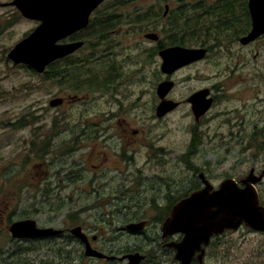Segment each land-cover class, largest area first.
Masks as SVG:
<instances>
[{
    "label": "flooded vegetation",
    "instance_id": "af4514ba",
    "mask_svg": "<svg viewBox=\"0 0 264 264\" xmlns=\"http://www.w3.org/2000/svg\"><path fill=\"white\" fill-rule=\"evenodd\" d=\"M16 1L28 2L0 0V148L7 147L8 143L14 141L8 137L10 132L20 130L25 134L18 137V140L24 141L26 153L29 146L32 151L35 149L34 151L47 154L48 133H42L44 139L40 141V146L35 147L34 127H46L49 123V109H55L56 115H59L63 106L82 104L85 100L84 103L93 108L97 92L108 95L107 102H113L111 105L116 106V113H111L110 110L106 115L110 117L106 119L91 116L76 119L77 123L73 125L77 124L81 128L76 136L71 135L65 139L57 137L56 144L51 141L50 151L55 159L46 163L47 169H43L39 184L53 190L64 189L65 164L60 157L61 149L67 143L80 142L78 146L70 145L67 148L68 151L86 149L83 159L86 167L78 170L68 167V170L73 171L71 175L74 178L71 180L74 184L70 188L89 190L92 198L78 208L67 207L60 201L55 202L48 208L51 215L45 226L38 225L32 218L18 215L15 210L17 188L28 189V159L20 163L21 170L15 174L11 172V166L17 160L10 158V152L0 157V237L28 241V264H180L176 259V245L183 235L176 231L164 232V222L170 218L177 203L192 192L205 188L216 190L225 179H232L239 188L246 184L251 186L257 193L260 205L264 207V166H258L252 160L240 173H225L224 176L215 178L208 171V155L197 158V162L188 158L194 151L192 148L200 149L206 141V119L214 110L219 94L225 95L223 82L220 80L211 86L192 88L180 97L175 93L179 84L176 77L192 66L207 62L214 51L223 47V41L227 44L237 42L241 47H248L259 38L264 41L263 35L245 44L240 41L252 28L248 0L235 1L236 16L231 22L232 26L227 25L224 18L216 17L209 21L204 19L206 17L195 10L200 3L203 5V0L200 3L188 1L185 4L179 0H169L168 6L163 7L160 15L143 18L142 21H130L136 20V17L129 16L127 11L133 10L131 5L137 1L124 7L119 6L117 0H103L88 13L85 23H80L78 19L75 30L69 23L75 19V14L68 4L70 2H67L58 9L60 16L57 18L61 22H57L56 26L66 28L68 32L55 33L56 36L60 34L52 44L56 55L41 71L28 65V56L24 57L26 62L11 55L18 43L26 41L28 46V35L41 23L28 18V6L19 7L15 4ZM224 1L227 3L231 0H215L217 4ZM150 4L152 3L140 2L136 8L143 9ZM184 7L188 11L195 10L196 22L175 21L174 12L184 11ZM221 9L217 5L209 10L224 14ZM48 19L50 18L46 17L45 20ZM203 20L208 22L204 23ZM28 24H31L29 31ZM54 24L55 22L53 26ZM225 32L221 38L216 36ZM147 34L154 36L146 37ZM47 37L44 35L42 39L45 50L49 48ZM76 43L80 44L75 49L57 55L60 51L58 47ZM173 47L202 50L203 55L189 62L183 61L185 63L172 71L164 72L161 70V52ZM151 61L158 74L153 84V116L157 121H163L185 107L193 125L188 130L189 149L187 156L180 158L184 163L180 170L177 169L175 149L161 146L159 140L149 136L151 131L142 115L136 113L128 118L127 113L123 114L128 108H135V100L141 99L146 75L143 68L146 62ZM18 73L25 78L19 87L15 80ZM28 74L30 77H37V87L42 91L51 84L55 86L45 90L43 102L37 100L28 104ZM214 75L221 79L233 78L231 70L216 71ZM129 81H135L131 86L138 87L133 100L127 99L130 96L128 87L125 90L121 88ZM162 82L170 83V88L164 95L158 92V86ZM208 100L210 106L206 110L195 109L194 102L203 101L205 104ZM18 101L26 102L19 107L23 113L17 116L14 111ZM53 101L58 103L52 105ZM164 101H169L165 109L161 106ZM88 113L91 115V112ZM223 113L218 111L213 119ZM62 121L59 118L50 120L55 134L63 132V128L59 129ZM250 148L251 146L248 149ZM255 152L251 153V159L255 157ZM216 161V165L221 164L219 158ZM40 165L43 163L40 162ZM84 174L88 179L83 177ZM65 217L75 218V223L67 228L55 223L63 222ZM25 219L34 220L38 228H52L56 232L42 237L14 238L10 231L12 224ZM73 227L80 228L83 238L72 233ZM239 229L264 236V232L250 229L244 224L234 230L225 229L210 238L208 245L204 247L202 261L215 240L223 242L225 235ZM87 249L98 255H86ZM14 251H10L8 256ZM198 254L196 251L190 264H203L199 261Z\"/></svg>",
    "mask_w": 264,
    "mask_h": 264
},
{
    "label": "rangeland",
    "instance_id": "374dc122",
    "mask_svg": "<svg viewBox=\"0 0 264 264\" xmlns=\"http://www.w3.org/2000/svg\"><path fill=\"white\" fill-rule=\"evenodd\" d=\"M168 1L137 0L136 5L140 2H150L161 13L164 5L168 4ZM217 5L215 0L214 2L203 0V5L199 4V6H203L205 9L215 8ZM203 21L207 23L209 19L207 22ZM30 29L31 24H28V31ZM225 34L226 32L216 36L221 38ZM222 44H224L222 45L223 47L214 51L207 62L192 66L188 70L182 71L176 77L179 84L175 92L180 97V95L190 92L195 87L203 85L211 86V84H216L220 80L224 84L223 91L225 95L219 94V100H217L214 110L211 111L206 119V141L200 149L198 147L192 148L194 151L188 156L192 162H197V158L208 155V159H206L208 160V171L215 178H220L225 173H240L252 160L258 166H264V43L259 38L248 47H241L237 42L227 44L223 41ZM143 69L144 74L146 73L143 84V95L139 101L135 100L134 104L137 105L135 108L131 109L130 107L123 114L127 113L129 115L128 118H132L136 113L142 115L151 131L150 134L152 136L150 134L149 136L159 140L158 143L161 146H165L166 148L173 147L175 149L177 169L180 170L184 165L180 158L186 157V152L189 149L187 148L189 139L188 130L189 127L193 128L192 122L189 121L185 107L174 112L166 120H156L152 111V97L154 95L153 84L158 74L152 61L146 62ZM223 70L226 72L231 70L233 78H215L214 73ZM239 77L240 79H238ZM15 80L17 87H19L20 82L24 81L25 78L18 73ZM121 80L123 81L124 77ZM135 81H129L128 84L121 87L123 90L128 87L127 90L130 93L129 98H127L128 100H133L132 98L137 93L138 87L136 85L131 86V83ZM37 85V77H30L28 74V104L30 102H37V100L43 102L46 94L45 90L55 87L51 84L42 91ZM117 89H119L118 85ZM96 96L95 103L90 101L94 104L93 108L84 103L85 100L82 104L63 106L59 110V115H56L57 111L55 109H49L47 115L49 123L46 127H34L35 147L40 146V141L44 139L42 133H48L46 139L48 141L47 154H43L39 150L34 151L35 149L32 151L29 146L26 153L24 141L18 140V137L23 136L25 132L21 133L19 132L20 130L10 132L8 137L14 139V141L8 143L7 147L3 146L0 148V157L10 152V158L15 159V161L17 160V163L11 166V172L15 174H18L21 170L20 163L28 159V189L17 188L15 193V210L18 215L32 218L38 225L45 226L51 215L48 208L55 204V202L60 201L59 203L63 202L67 207L76 206L75 208H78L79 205L86 203L92 198L91 191L89 190H73L70 188L74 184L72 182L74 178L71 175L73 171L68 170V167L76 170L86 167L83 161L86 149L68 151L67 148L70 145L78 146L80 142L67 143L61 149L62 155L60 157L63 158L65 164L64 189L53 190L39 183L42 178L43 169H47L46 163L55 159V155L50 151L51 141L56 144L57 137L65 139L71 135L76 136L77 132L81 129L77 124L76 126L73 125L77 123L76 119L89 118L90 116L97 119H106L110 117L106 116L110 113V110H112L111 113H116V106L111 105L113 102H107L108 95L105 96L97 92ZM120 98L123 97L121 96ZM25 102H16L17 108L14 112L17 116L23 113V110H20L19 107ZM218 111H223L224 113L217 119H213L217 116ZM88 112H91V115ZM58 118L63 120L59 128L60 130L64 129L61 134H55V129H51L50 124L51 119ZM198 130L200 132V127H198ZM1 138L4 139L3 137ZM250 146L251 148L248 149ZM253 151L257 153L255 152V157L251 159L250 156ZM218 158L221 160L220 165L215 164ZM40 162L43 165H40ZM83 177L88 179L86 174ZM55 223L67 228L75 223V218L65 217L63 222L56 221ZM13 250H15L14 253L12 252V255L8 256L9 252ZM202 262L203 264H264V236L246 229H239L237 232L227 234L223 238V242L215 240L212 243ZM0 264H28V241H13L6 237H0Z\"/></svg>",
    "mask_w": 264,
    "mask_h": 264
},
{
    "label": "water",
    "instance_id": "95a60500",
    "mask_svg": "<svg viewBox=\"0 0 264 264\" xmlns=\"http://www.w3.org/2000/svg\"><path fill=\"white\" fill-rule=\"evenodd\" d=\"M102 1L28 0V2L22 3L16 1L15 4L19 7L28 6V18L39 20L41 23L28 35V46L26 45V41H22L12 49V57L21 58L27 62L25 59L28 56V65L41 71L45 64L56 55L55 49L52 46L55 39L60 34L68 32V29L56 26L57 22H61V20L58 21V15L60 16L58 9L62 5L65 6L67 2H70L68 4L75 14V19L69 23L71 26H74V28H72L73 26L71 28L75 30V27H78V19H80V23H85L88 13ZM248 7L252 19V28L245 36L241 37L240 41L243 44L262 35L264 36V0H248ZM46 17L50 18L48 19L49 22L45 20ZM53 22H55V27L53 26ZM55 33L60 34L56 36ZM44 35H47V38H49V48L47 50H45L42 42ZM153 36V34L146 35V37L150 38ZM79 44L58 47L60 51L57 55L68 53L78 47ZM202 55L203 51L198 49L188 50L179 47L165 49L161 52L163 58L161 70L164 72L172 71L181 64ZM169 88V82H162L158 86V92L160 95H164ZM202 93L206 94L205 91H202ZM57 103L58 101L51 102L52 105H56ZM194 104L195 109H202L204 111L210 106V101H206L205 104L203 101L202 103L201 101L194 102ZM167 105H169V101H164L161 104L164 109ZM241 224L250 229L264 232V207L260 205L257 193L251 186L246 184L244 187L239 188L232 179H225L216 190L210 191L205 188L194 191L187 198L178 202L172 209L170 218L164 222L163 231L166 233L171 231L182 233L183 236L176 245V259L180 264H190L196 251L199 253L197 255L199 261H202L204 247L208 245L212 236H217L225 229H237ZM130 226H133V224ZM10 231L14 238H35L56 232L52 228L36 227V223L32 219L20 220L13 223ZM71 231L80 236V238H83L79 227H73ZM85 254L89 256L98 255L91 249H87Z\"/></svg>",
    "mask_w": 264,
    "mask_h": 264
},
{
    "label": "trees",
    "instance_id": "16d2710c",
    "mask_svg": "<svg viewBox=\"0 0 264 264\" xmlns=\"http://www.w3.org/2000/svg\"><path fill=\"white\" fill-rule=\"evenodd\" d=\"M119 2V6H128L131 5L132 1H137V0H117ZM128 1V2H127ZM192 1V0H191ZM198 3H200L202 0H196ZM235 1L236 0H231L227 3H225V1L223 3L218 4L223 10L222 13L224 14H220L218 13L216 10H209V9H205L203 6H199L198 10L200 14H202L203 16H205L206 18H208L209 20H213L214 18H224L225 22L227 25L232 26L231 22L234 20L235 16H236V11H235ZM179 2L181 3H187L188 0H179ZM131 6L134 7L133 10H127L129 16H135L136 20H130V21H142L143 18H149V17H154L155 15L159 14L160 12L158 11V9H155V5H149L146 6V8L143 9H137L136 8V4H132ZM138 6V5H137ZM139 7V6H138ZM186 7H184L185 9ZM195 10L192 11H188V10H184V11H179V12H174V16L176 17V22H196V16H195ZM184 29V28H183ZM182 31V29L180 30Z\"/></svg>",
    "mask_w": 264,
    "mask_h": 264
},
{
    "label": "bare ground",
    "instance_id": "6f19581e",
    "mask_svg": "<svg viewBox=\"0 0 264 264\" xmlns=\"http://www.w3.org/2000/svg\"><path fill=\"white\" fill-rule=\"evenodd\" d=\"M166 6H168V4H165V5H164V8H165Z\"/></svg>",
    "mask_w": 264,
    "mask_h": 264
}]
</instances>
